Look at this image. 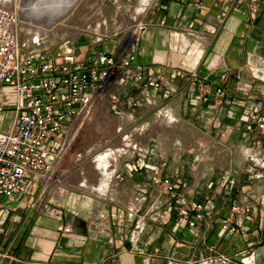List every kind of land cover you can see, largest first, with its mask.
Listing matches in <instances>:
<instances>
[{"label":"crops","instance_id":"obj_1","mask_svg":"<svg viewBox=\"0 0 264 264\" xmlns=\"http://www.w3.org/2000/svg\"><path fill=\"white\" fill-rule=\"evenodd\" d=\"M38 1L27 0L23 9ZM100 1L105 10L129 12L132 28L144 27L132 50L134 64L148 78L162 75L169 83L158 93L125 89L116 95L138 94L156 107L172 100L166 105L172 116L180 109L186 116L195 111L194 120L210 125L206 139L247 121L257 109L264 114V0ZM74 3L62 0L52 12ZM33 6L36 24L51 28L53 22L43 23L47 15L38 16ZM85 38L94 43L92 36ZM18 100L16 90L0 88V131L12 129ZM242 140L255 149L248 148L235 168L220 163L218 152L212 158L210 149L191 167L181 161L182 150L160 152L149 143L137 148L135 139L130 149L110 154L113 177L103 185L110 184L104 194L86 197L71 186L55 191L53 183L40 182L10 201H19L16 208L1 201L0 264H264V131L243 130ZM59 163L54 183L61 180ZM164 178L177 186L175 193ZM194 203L205 215L190 228L183 211ZM233 206L239 211L233 213Z\"/></svg>","mask_w":264,"mask_h":264},{"label":"built area","instance_id":"obj_2","mask_svg":"<svg viewBox=\"0 0 264 264\" xmlns=\"http://www.w3.org/2000/svg\"><path fill=\"white\" fill-rule=\"evenodd\" d=\"M201 5L198 2L197 8ZM19 23L15 4L0 0V88L14 89L19 96L12 129L0 131V202L13 201L40 182H55V168L67 143L63 136L74 120L105 100L108 90L158 93L169 85L162 75L148 78L146 71L134 64L132 50L143 26L134 28L126 54L117 56L104 50L77 61L74 51L68 49L62 57L64 63L58 64L40 47L46 40L42 35L33 36L30 43L36 47L23 53L22 47L29 42L20 43ZM109 99L115 108L117 95ZM133 103L129 101L130 106H138L139 101ZM247 122L249 130L254 123L264 130V115L254 112ZM163 183L169 192H176L171 179L164 178ZM238 211V206L232 207L233 213ZM183 214L189 227L196 228L205 210L194 203ZM223 229H229L228 221L223 222Z\"/></svg>","mask_w":264,"mask_h":264},{"label":"rangeland","instance_id":"obj_3","mask_svg":"<svg viewBox=\"0 0 264 264\" xmlns=\"http://www.w3.org/2000/svg\"><path fill=\"white\" fill-rule=\"evenodd\" d=\"M26 1L17 0L16 4L20 20V43L29 42L25 46L26 48L22 47L23 53L36 47L30 43V40L38 32H44L42 36L46 37L40 47L58 64L64 63L62 57L68 49H78L75 51L77 52V61H84L90 55L104 50L112 51L117 56L128 52L129 40L135 31L130 25L129 12L121 14L116 10L111 11L108 7L105 10L100 0H75L74 8L73 5L68 9L70 6L68 7L66 4L67 8L64 12L55 15L50 11L49 15L43 16V23L53 22V26L48 29L42 24H36L38 23L36 16H33L30 22L22 19L25 15L22 14L21 9ZM72 8L73 10L70 11ZM57 18L60 20L54 25ZM89 36L93 37L94 43L78 47L74 45L75 41ZM100 48L103 50H99ZM222 94L216 93L219 96ZM112 95H115L113 88L105 94L106 101H101L89 114H82L73 122L59 161V167L62 170L61 180L59 183H53L51 189L55 188L57 191L60 187L71 186L78 194L86 197L97 196L99 193L104 194L108 187L110 189V184L106 189L103 187L106 180L101 171L96 168L97 156L108 153L114 156L122 150H128L131 148V141L135 139L138 144L137 148H147L149 143L150 148L160 152L166 150L173 153L182 150L181 161H185L191 167L196 163L198 157L199 160H203L204 151L210 149L213 150L212 158H214V153L218 152L220 163L232 164L233 162L237 168L241 166L244 157L248 156L247 149H255L253 145L246 147L244 144L243 130L256 135L258 132L264 131L259 129L256 123L252 124V129L249 130L250 124L246 120H241V123L234 128L224 127L217 134H213L212 139H206L203 136L211 134L210 125L205 126L194 120L193 113L195 111H191L187 116L181 109L178 110L177 116L168 113L166 105L171 103L172 100L169 99L172 93L168 95L169 99H167L170 102L160 101L162 103L157 107L153 101V105H151L141 95L129 94L127 96L121 93L117 95L119 102L115 109H112V105H110L109 97ZM190 98L194 104L197 103V96L194 95ZM128 99H134L130 101L132 103L139 101L138 106L132 105L129 109ZM246 111L250 110L246 109ZM256 112V115H264L259 109ZM131 117H134L132 121ZM236 133H241V137L235 140L231 139L230 136ZM106 150L108 152L104 153ZM175 158L172 155L170 160H175ZM74 180L77 181L76 184L73 183ZM231 260L232 263L229 264H242L241 259Z\"/></svg>","mask_w":264,"mask_h":264},{"label":"bare ground","instance_id":"obj_4","mask_svg":"<svg viewBox=\"0 0 264 264\" xmlns=\"http://www.w3.org/2000/svg\"><path fill=\"white\" fill-rule=\"evenodd\" d=\"M12 1L15 6L17 4V0H10ZM62 0H39L37 3H34L35 6H33L32 2H29L26 9H21V12L23 15H25L28 20H31L33 17V12L29 10V7L33 6L34 11H36V14L38 16H43V15H48L50 11L54 10L56 6H60V2ZM58 4V5H56ZM39 13V14H38ZM37 31V30H36ZM44 32H38L37 34H34L33 36H41L43 35ZM73 141V140H72ZM71 144V143H70ZM113 157L108 153V154H101L97 156V161H96V168L101 171L102 175L104 176V179L106 181H109L112 179L113 175L110 172V166L113 163ZM95 165V164H94Z\"/></svg>","mask_w":264,"mask_h":264},{"label":"water","instance_id":"obj_5","mask_svg":"<svg viewBox=\"0 0 264 264\" xmlns=\"http://www.w3.org/2000/svg\"><path fill=\"white\" fill-rule=\"evenodd\" d=\"M90 44V40L88 39V38H83L82 40H80L77 44H76V46L78 47V46H87V45H89ZM9 205L10 206H12V207H18V205H19V201H16V202H10L9 203Z\"/></svg>","mask_w":264,"mask_h":264}]
</instances>
